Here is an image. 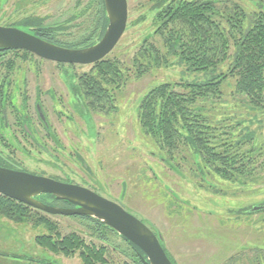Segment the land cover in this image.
<instances>
[{
    "label": "rangeland",
    "instance_id": "1",
    "mask_svg": "<svg viewBox=\"0 0 264 264\" xmlns=\"http://www.w3.org/2000/svg\"><path fill=\"white\" fill-rule=\"evenodd\" d=\"M11 1L8 0L3 5L8 7L11 3L19 8L18 0ZM76 1L45 0L43 2V0H37L33 12L39 16H48L45 24H57L67 20L89 0H80L79 8L75 7ZM1 4L2 0H0V6ZM148 6L149 0H127L128 24L138 16L146 14ZM7 10L11 11L10 6ZM3 14L0 9V16ZM93 16L92 8L84 17L68 23L69 28L59 35V39L70 43L78 41L91 26ZM149 24L148 17L143 23L126 28L116 48L109 56L111 59L116 58L124 62L129 80L122 87L121 93L116 95V114L110 117L93 115L95 121L98 122V130L103 134L101 135L103 141L100 140V143L96 145V123L93 122L92 115L83 113L81 117L75 114L77 118L83 120L84 130L88 136V138L84 136L83 130L75 133L87 139L83 142V138L80 139L71 132V129L74 131L76 128V123H71L66 113L61 116L62 120L68 117L67 123L64 124L66 134L61 132L62 121L58 122L51 113L54 130L58 133L62 147L57 151L56 147L49 142L45 147L64 164L80 172L81 169L76 168L77 155H74L78 152L93 172L90 173L91 175L83 173L88 182L96 187L95 190L101 196L116 202L120 201L118 196L112 198L107 193L110 191L111 194L117 195L122 192L124 209L137 219L145 220L144 222L149 223L160 233L165 242L163 248L173 262L177 264H264V253H255L256 250L252 248L256 244L258 248L264 249V212L252 215H238L235 212L241 206H255L264 202V189L262 188L264 186V143L261 153L257 146L249 142L241 146V153L246 149H253L255 153H249L253 155L252 166L247 168L250 174L245 175V186L237 188L238 186H229L211 175L208 176L210 178L207 177L211 180V184L202 181L201 175L193 174L196 169L194 166L191 168L187 165L188 160L183 153L177 154L179 170L183 175L178 178L168 168H162L157 157L152 155L156 152V147L147 144L148 142L139 131L136 108L141 97L151 86L159 82H178L182 78L181 70L177 66L152 69L142 77L134 78L133 68L130 66L131 59L138 50L137 45L141 41L142 34H145L149 28ZM14 62L15 73L23 70L27 76L37 77L38 80L46 79L45 76L55 79L56 75L65 83L74 74L73 68L68 65H57L56 69L54 65L35 66L34 63L16 57ZM88 70L89 67L86 66L77 68L76 72L82 73ZM184 77L191 80L194 75L185 74ZM231 83L233 82L222 87L223 96L220 100L222 104L219 106L220 104L217 103L215 106L216 114L221 117L217 120L221 119V122L227 123V126L240 123L238 127H241L247 113L235 105ZM75 102L76 99L71 95L65 98L66 105L64 106L72 107ZM46 106L50 112L48 101ZM55 108L66 112L61 107L56 106ZM30 110L32 111V108ZM109 119L111 122L108 123ZM229 119L233 122L230 123ZM261 125L260 131L264 133V120ZM107 126L109 131H107ZM40 135H42L41 132ZM184 157L185 159H182ZM55 163L60 165L58 162ZM74 179L77 180L75 177ZM170 188L176 193L175 195L168 191H171ZM214 194H223L227 198L220 195L223 200H217ZM39 198L45 199L48 205L53 204L45 197ZM31 212L34 217L21 222L15 221V217L6 218L0 214V264H36L42 260L53 262V264H81L77 254L65 256L61 253H53L35 242L36 236L47 233L45 227L35 223L34 218L37 217H43L52 223L55 231L61 236L77 232L86 244H94L96 247L103 246L99 241L88 236L87 226L78 221V218L72 220L68 219L70 217L40 211L32 210ZM109 239L112 246H108L107 253H105L107 264H123L129 261L113 248L117 245L120 249H124L119 238Z\"/></svg>",
    "mask_w": 264,
    "mask_h": 264
},
{
    "label": "trees",
    "instance_id": "2",
    "mask_svg": "<svg viewBox=\"0 0 264 264\" xmlns=\"http://www.w3.org/2000/svg\"><path fill=\"white\" fill-rule=\"evenodd\" d=\"M95 6L92 29L69 48L89 46L102 37L108 23L103 1L97 0ZM86 12L87 9L81 14ZM148 17L149 28L145 36L142 34L131 59L134 78L152 69L174 66L180 68L182 78L149 88L138 106L139 128L153 140L166 162L177 161V154L183 153L187 163L204 176L211 175L229 186L244 187L245 175L250 174L247 168L252 166L253 155L249 153L255 150L248 148L241 153V146L249 142L261 153L264 143V133L260 131L264 120V0H149L146 14L130 21L127 29ZM22 24L40 25L38 19ZM52 31L55 29L35 30L34 34L50 40ZM126 70L124 62L116 58L104 59L80 78L95 112L110 110L108 93L120 89L129 79ZM185 74L194 78L189 80ZM229 82H233L235 105L247 113L241 127L240 123L227 126L217 120L221 117L215 106L217 103L221 106L222 87ZM220 195L214 197L223 200ZM248 206L235 212L252 215ZM263 212L264 209L259 211ZM0 214L15 217L17 222L34 217L30 208L5 196H0ZM34 219L48 232L35 238L41 247L65 256L78 253L82 264L106 262L105 247L86 244L74 232L61 236L43 217ZM98 225L112 231L101 222ZM252 248L255 253H264L256 244ZM36 264L53 263L42 260Z\"/></svg>",
    "mask_w": 264,
    "mask_h": 264
},
{
    "label": "flooded vegetation",
    "instance_id": "3",
    "mask_svg": "<svg viewBox=\"0 0 264 264\" xmlns=\"http://www.w3.org/2000/svg\"><path fill=\"white\" fill-rule=\"evenodd\" d=\"M7 1L8 0H2V4L0 6V9H2L4 13L3 15L0 16V28L18 29L27 34L33 35L41 40H44L56 46L67 48V49H83V48L93 45L92 44L89 46H83L79 48H69V46L79 43L81 39L84 37V35H87L89 31L92 29L93 27L92 25L95 20V13H96L95 4L97 3V0H89L84 6H82V8L76 10L73 13V15H71L67 20L57 23V24H51V25L45 24V21L48 19V16L46 15L39 16L37 14H34L33 10L36 8L37 0H18L19 4L17 5L19 6V8L17 6L14 7L13 4L10 3L9 5L11 8L10 12H8L7 10L9 6L6 7L7 5L6 6L3 5L4 3H7ZM44 1L45 0H43V2ZM11 2H13V0ZM80 6H81V2L80 0H77L75 3V7L79 8ZM92 8L94 10V16L91 21V26L89 27L87 32L78 41L70 43V42L59 39L60 37L59 35L64 33L69 28L70 25H68V23L84 17L86 14H88L91 11ZM85 9H87V12L85 14H81ZM29 19H38L40 25L32 26V27L24 26V24L22 23L28 21ZM127 19H128V13H127ZM127 24H126V28H127ZM126 28H125V31H126ZM47 29H55L54 32L52 31L49 34V37L51 38L50 40L43 39L34 34L35 30H47ZM146 32L147 31H145V34ZM98 41H96L95 43H97ZM117 44L106 56L90 64L62 63V62H56V61L40 58L36 56L35 54L29 51H26V50L15 49V48L0 49V70L2 68V71L0 72V168L8 169V170L16 171V172H24V173H28V174L38 176V177L49 178V179L55 180L63 184L79 186V187H82L84 189H87L93 192L96 195H99L102 198H105L101 196L95 190L96 187L90 184L88 180L84 177V174H83L84 172L88 174L93 173V172L91 168L87 165V163L84 162L82 157H80L77 151H76L77 153H74V155L75 156L77 155L76 163L78 165H76V168L78 169L80 168L81 169L80 172L79 171L77 172L76 170L72 169L68 165L64 164L60 158L53 156L50 153V151L47 149V147L45 146L48 142L52 143V145L56 147L55 150L57 151L61 149L62 147L60 145V138L57 135L58 133L57 131L54 130V124L51 120V113L55 116V119L58 122L59 120L62 121L61 124L63 128L61 132H63V134H66L64 124L67 123V119L69 117L71 123L73 124L76 123V126H75L76 128L74 129V131L71 128H69L71 129V132L73 133V135H75V133H79L78 131L83 130L84 136L86 138H88V136L86 135V132L84 130L85 128H84L83 120L81 121L79 118H77L75 114L80 115L81 117L83 113L92 115V120L94 123H96L95 125L96 145L97 143H100V140L103 141L101 139V135L103 134L101 133V131L98 130V127H99L97 125L98 122L95 121L93 115L96 114L99 116L103 115V116L110 117L111 115L113 116L114 114H116L117 113L116 95L118 93H121L122 87L129 79L125 81V83L120 89H113L109 91L108 101L110 104V110L103 111V112H95L89 105L90 101L87 99L89 92L84 91L83 85H81L80 78H82L83 74L88 73V71L91 69V67L94 64L104 59H111L109 58V56L113 52V50L116 48ZM15 57L18 59L24 60V61L34 63L35 66H38L41 64L52 65V66L54 65L56 69L57 65H68L73 68L74 74H72V76L68 78L65 83H63L60 80V78H58V76L56 75H55V79L45 76L46 79L43 78V80L42 79L38 80L37 77L34 78L31 76H27L23 70H20V73H15V70H16L15 62H14ZM34 60L36 62H34ZM86 66L89 67L88 71L82 72V73L76 72L77 68L86 67ZM71 95L76 99L75 104L72 107L64 106L66 105L65 98ZM142 97L139 100V103L141 102ZM47 101L51 109L50 112L46 106ZM139 103L136 108V117H137ZM56 106L61 107L62 110L66 112H61L60 110H56L55 108ZM31 108H32V111L30 110ZM64 113H66L68 117L67 118L64 117V119L62 120L61 116H64ZM109 122H111L110 119L108 120V123ZM137 124H138V121H137ZM103 126H106V125H103ZM138 128H139V124H138ZM107 129L106 130L109 131L108 126H107ZM139 131L142 137L146 140V142H148L147 144H151V146L155 145L153 140L149 136L145 135L141 131L140 128H139ZM40 132L42 133V135H40ZM75 136L79 137L80 139L83 138V142L87 140L82 135H75ZM155 151L156 152L152 155L157 157L159 163L161 164V166H163L162 168H168L169 170L172 171V173H174L175 176H178V178L183 177L182 173L179 170V162H177L176 159H174V161L170 160V162L168 163L165 160H163V158L161 157L162 155L157 150ZM55 162L60 163V165H58ZM187 165L193 168V166H190L189 163H187ZM195 173L196 175L197 174L201 175L200 178L202 179V181H205L206 183L211 184L208 181L207 177L204 176L200 171H195ZM195 173L193 174L195 175ZM71 175H73L78 181L75 180L74 177H70ZM195 179H197L196 176H195ZM168 191L172 195L176 194L172 189L171 191L170 190ZM107 194L111 196L112 198L118 196L120 200L119 202L118 201L116 202L113 199L112 200L108 198H105V199L115 204L121 205L124 208V204L122 201V194H123L122 192L120 194L113 195L109 191ZM39 197H45L49 199L50 201H52L53 204L51 206H56L59 208H73L74 207V205L66 201L55 200L50 195L43 194V195H40ZM39 197H37L38 200L47 204L45 199L39 198ZM262 203H259L255 206L245 205L241 207L248 206L249 208L248 211L254 214L264 209V205H262ZM252 208H257L258 210L252 211L251 210ZM30 209L31 211L33 210L35 212L39 211L33 208H30ZM64 217H70L68 219H72V220H77L76 218H78L79 219L78 221H81L82 223H84L89 230V233H87L89 234L88 236L91 239L99 241L101 245H103L101 247H105V253H107V247L112 246L110 245L109 238L111 237L119 238V240L124 245L123 246L124 249H120V247H117V245H114L113 248L117 252L124 255V257H126L129 260L123 264H128V263L143 264V260L146 259V256L144 255V253L138 247H136L131 242L127 241L126 239L118 235L113 230L110 231V230L104 229L103 227L99 226L98 225L100 223L99 221L86 217V216H75L74 215V216H64ZM144 221H141V222H143L147 227H149L154 234H160L149 223L144 222ZM70 233H73V232H70ZM74 233L80 236V234H78L77 232H74ZM163 243H165L164 240H163ZM131 244L135 246L137 250H135ZM105 253L103 254L104 259H105ZM75 254L78 255V253H75ZM166 255L172 264H177L176 262H173L171 258H169L168 253H166ZM96 264H102V263L96 262ZM104 264H107V261Z\"/></svg>",
    "mask_w": 264,
    "mask_h": 264
},
{
    "label": "water",
    "instance_id": "4",
    "mask_svg": "<svg viewBox=\"0 0 264 264\" xmlns=\"http://www.w3.org/2000/svg\"><path fill=\"white\" fill-rule=\"evenodd\" d=\"M103 4L108 21L107 27L102 38L92 46L83 49H67L18 29L0 28V49L26 50L40 58L62 63L96 62L115 47L127 24V0H103ZM43 194L50 195L55 200L66 201L74 207L59 208L45 204L37 199ZM0 195L47 214L86 216L95 219L138 247L146 256L143 264H172L164 251L160 234H154L123 206L87 189L0 168Z\"/></svg>",
    "mask_w": 264,
    "mask_h": 264
}]
</instances>
